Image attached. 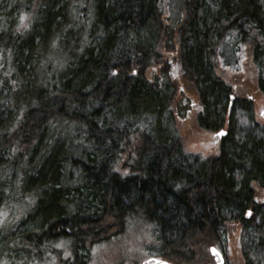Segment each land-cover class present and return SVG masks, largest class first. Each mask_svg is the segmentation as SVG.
Instances as JSON below:
<instances>
[{
	"label": "trees",
	"instance_id": "obj_1",
	"mask_svg": "<svg viewBox=\"0 0 264 264\" xmlns=\"http://www.w3.org/2000/svg\"><path fill=\"white\" fill-rule=\"evenodd\" d=\"M15 7L0 38V114L6 104L12 115L0 128V210L22 208L4 229L23 227L7 242L18 264H98L130 233L144 259L215 264L214 246L226 264L229 226L241 230L230 264H264V0ZM241 59L245 70L224 72ZM189 112L198 128L226 132L216 154L186 150L178 126Z\"/></svg>",
	"mask_w": 264,
	"mask_h": 264
},
{
	"label": "rangeland",
	"instance_id": "obj_2",
	"mask_svg": "<svg viewBox=\"0 0 264 264\" xmlns=\"http://www.w3.org/2000/svg\"><path fill=\"white\" fill-rule=\"evenodd\" d=\"M8 2V7L5 9H2L0 11V38L1 36L5 33V31L8 30L9 26L11 23H13V19L17 16L16 15V7L15 3L16 0H7ZM10 17V18H9ZM19 20V27H21V30L24 31L27 29L30 19L28 17L22 16L18 18ZM11 22V23H10ZM15 22V21H14ZM35 44L38 42H34ZM57 52L52 51L50 58L56 57L57 56V61L55 63H58L59 61L61 62V54ZM55 55V56H54ZM3 59V58H2ZM235 58L233 59V61ZM9 60L8 62H10ZM240 64L234 65V63L230 64H225L223 67V70L226 74H233L236 72L235 70L238 69V66H240L241 69H246V64L244 60L239 61ZM31 64V61H30ZM54 64V63H52ZM26 70H30V66L26 63ZM47 65L44 64V67ZM54 66V65H53ZM52 69V68H50ZM253 82V81H252ZM186 95L190 97L191 100L196 102V97L194 96L193 92H189V89L187 88ZM6 104H3L1 108V113L0 114V128L1 125L3 126L4 123L10 120L11 114L9 113L8 109L6 108ZM255 117L256 120L259 121L260 123L264 122V103L258 102L257 107L255 108ZM179 130L181 131V134L183 135L184 141H185V148L187 151L193 153V154H198L202 156L203 158H207L208 156H211L213 154H216L219 151V145L215 143V139L213 138V133L203 130L201 128H198L195 123H194V114L189 112L188 113V120L187 122H183L180 124V127L178 126ZM39 154L37 152L36 154V159L38 158ZM3 160L5 163H8L10 161L11 155L9 153H4L3 154ZM35 159V161H36ZM30 188V192L26 193L27 197H30L32 194V189L31 186H28V189ZM5 194H8V191L6 190ZM260 194L264 197V189L260 191ZM0 193V200L4 201L3 198L1 197ZM24 195V193H23ZM25 196V195H24ZM26 208L23 210V212L29 211L31 213V205L26 206ZM10 210H0V264H11L10 258L13 259L15 264H18L21 262L20 255L21 252H15L14 250H11L9 248V242H13V239H10V237H16L19 234L23 232V227L22 226H14L11 227L10 230L6 231L4 229L10 227V222L14 218L15 213L17 211L21 212L22 208H14V205L9 208ZM18 216L16 215L15 218ZM27 218V217H26ZM26 218L20 220L18 222L19 224H23L26 220ZM6 231V232H5ZM224 236V252L225 256L227 259L226 264H230L232 262V259L235 255L238 257H241V241H240V234L241 230L239 227H233L229 226L228 231L226 232ZM134 239H138L134 234L130 233L128 235H125L121 239L115 240V244L113 246H108L100 251H98L99 258H98V264H114V262L119 258V256L122 255H129V254H136L135 259L138 261L140 264L143 258V254L141 253L142 251H134ZM221 247V246H220ZM143 255V256H142ZM142 257L143 259L140 260L139 257ZM7 257V258H6ZM6 258V259H5ZM146 259V258H145Z\"/></svg>",
	"mask_w": 264,
	"mask_h": 264
},
{
	"label": "water",
	"instance_id": "obj_3",
	"mask_svg": "<svg viewBox=\"0 0 264 264\" xmlns=\"http://www.w3.org/2000/svg\"><path fill=\"white\" fill-rule=\"evenodd\" d=\"M226 132L219 133L216 138H221L223 135H225ZM209 253L211 257L214 260L215 264H225L223 253L217 249L216 247H211L209 249ZM140 264H171L168 261L156 258V257H150L145 260H143Z\"/></svg>",
	"mask_w": 264,
	"mask_h": 264
}]
</instances>
